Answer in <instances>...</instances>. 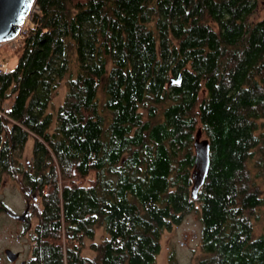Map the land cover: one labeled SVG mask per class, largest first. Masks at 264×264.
<instances>
[{
  "label": "trees",
  "instance_id": "obj_1",
  "mask_svg": "<svg viewBox=\"0 0 264 264\" xmlns=\"http://www.w3.org/2000/svg\"><path fill=\"white\" fill-rule=\"evenodd\" d=\"M31 7L16 43L0 44L1 65L15 58L0 70V182L21 176L38 264H155L191 211L192 264H264V0ZM197 129L209 165L192 198Z\"/></svg>",
  "mask_w": 264,
  "mask_h": 264
},
{
  "label": "rangeland",
  "instance_id": "obj_2",
  "mask_svg": "<svg viewBox=\"0 0 264 264\" xmlns=\"http://www.w3.org/2000/svg\"><path fill=\"white\" fill-rule=\"evenodd\" d=\"M264 16L263 7H259L257 12L254 14V18H262ZM23 24L19 28L22 31ZM18 37L13 38L9 41L2 42L9 46H13ZM0 43V44H2ZM14 57L8 59L4 58L1 65L3 69L9 68L14 64ZM2 62V60H0ZM1 64V63H0ZM65 93V86L63 82L54 91L49 102L48 111L55 112L57 106L62 101ZM261 130L264 131V119L261 120ZM200 138H204L203 135ZM31 147L32 140L29 139L24 152L18 156V160L21 166H25L29 163L31 158ZM21 176L12 177L11 175H4L0 182V201L3 202L4 207L7 208L11 213L15 214L22 210L24 203L29 199L24 196L20 188ZM2 210V209H1ZM0 210V244L3 245L5 242H11L12 236H14V230H17L15 225H11V221L7 220L6 214ZM36 223V222H35ZM10 225V226H9ZM260 224L257 225L256 231H259ZM202 226L199 220L197 211H191L184 215L181 222L169 231L163 232L161 236V249L157 256L155 264H171L170 258L176 264H192L194 256L200 251V238H201ZM103 236V232L97 231L94 240H99ZM9 245H15L19 247V244L14 241ZM86 254L93 256V251H86Z\"/></svg>",
  "mask_w": 264,
  "mask_h": 264
},
{
  "label": "water",
  "instance_id": "obj_3",
  "mask_svg": "<svg viewBox=\"0 0 264 264\" xmlns=\"http://www.w3.org/2000/svg\"><path fill=\"white\" fill-rule=\"evenodd\" d=\"M34 0H0V43L13 39L19 32ZM180 75L176 79L170 78L169 83H179ZM201 130L197 129L193 140L194 170L193 184L190 195L196 197L197 191L203 184L209 165V142L200 138ZM13 257L17 254L8 251Z\"/></svg>",
  "mask_w": 264,
  "mask_h": 264
},
{
  "label": "flooded vegetation",
  "instance_id": "obj_4",
  "mask_svg": "<svg viewBox=\"0 0 264 264\" xmlns=\"http://www.w3.org/2000/svg\"><path fill=\"white\" fill-rule=\"evenodd\" d=\"M1 212L6 214L7 220L11 221V225H15L17 230H14L12 241L19 244L9 245L11 242L0 244V264H38L37 258H34V225L36 216L30 209L29 202H25L21 211L18 213H11L7 208H2ZM10 226V225H9ZM8 251L17 254L14 256L8 254Z\"/></svg>",
  "mask_w": 264,
  "mask_h": 264
},
{
  "label": "built area",
  "instance_id": "obj_5",
  "mask_svg": "<svg viewBox=\"0 0 264 264\" xmlns=\"http://www.w3.org/2000/svg\"><path fill=\"white\" fill-rule=\"evenodd\" d=\"M35 11H36V8H35V7H30L27 16H28L31 12H35ZM19 33H20V31H19ZM19 33H18V35H19ZM18 35L16 36V38L18 37ZM1 69H2V67H1V64H0V70H1Z\"/></svg>",
  "mask_w": 264,
  "mask_h": 264
}]
</instances>
